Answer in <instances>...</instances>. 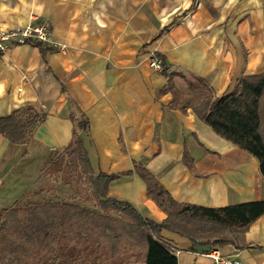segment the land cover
Listing matches in <instances>:
<instances>
[{
	"label": "crops",
	"instance_id": "obj_1",
	"mask_svg": "<svg viewBox=\"0 0 264 264\" xmlns=\"http://www.w3.org/2000/svg\"><path fill=\"white\" fill-rule=\"evenodd\" d=\"M38 20L49 23L50 42L0 50V117L26 106L45 112L26 142L0 133V209L38 188L41 166L68 145L72 117L82 114L92 171L114 174L108 195L147 218L161 222L166 213L147 194L139 167L178 203L264 199L254 156L191 106L172 104L168 87L170 77L175 90L188 92L186 79L198 76L219 96L240 76L263 73L264 0H0V27ZM152 52L160 71L150 65ZM161 235L178 264H212L186 237ZM226 238L219 252L264 264V212Z\"/></svg>",
	"mask_w": 264,
	"mask_h": 264
},
{
	"label": "trees",
	"instance_id": "obj_2",
	"mask_svg": "<svg viewBox=\"0 0 264 264\" xmlns=\"http://www.w3.org/2000/svg\"><path fill=\"white\" fill-rule=\"evenodd\" d=\"M192 78L186 79L188 92L175 90L168 78L172 104L191 106L217 134L254 156L264 178V72L240 76L219 96L203 78ZM44 116L30 106L15 109L0 117V133L12 142H26ZM72 118L70 142L50 152L41 166L54 182L68 184L71 199L26 200L1 208L0 264H178L163 229L203 252L231 241L223 235L244 231L264 212V199L212 207L178 203L139 167L147 194L166 213L161 222L147 218L129 202L108 195L115 175L94 174L79 136L87 130V119L83 114ZM81 198L90 206L81 205Z\"/></svg>",
	"mask_w": 264,
	"mask_h": 264
},
{
	"label": "built area",
	"instance_id": "obj_3",
	"mask_svg": "<svg viewBox=\"0 0 264 264\" xmlns=\"http://www.w3.org/2000/svg\"><path fill=\"white\" fill-rule=\"evenodd\" d=\"M40 42H50V26L46 20L27 21L22 25L12 28L0 27V50H5L11 45L36 44ZM64 49L65 45H58ZM150 65L155 70H162L163 64L160 55L151 53ZM203 255L212 259V264H239L236 255L223 254L217 248H210L202 252Z\"/></svg>",
	"mask_w": 264,
	"mask_h": 264
},
{
	"label": "rangeland",
	"instance_id": "obj_4",
	"mask_svg": "<svg viewBox=\"0 0 264 264\" xmlns=\"http://www.w3.org/2000/svg\"><path fill=\"white\" fill-rule=\"evenodd\" d=\"M181 87L186 89L185 84H181ZM40 185L36 190H32L24 193L18 201L15 203L16 205H21L26 200H45V199H53V200H70L72 190L68 186V184L60 182H54L52 176H49L46 172H42L40 168ZM40 187H43L42 192L35 193ZM83 206H90L88 202L84 199L77 200ZM14 204V205H15ZM233 233L225 234L223 237L231 236Z\"/></svg>",
	"mask_w": 264,
	"mask_h": 264
}]
</instances>
